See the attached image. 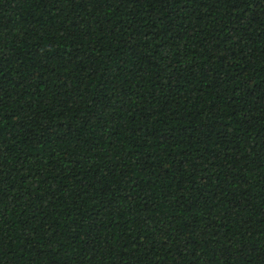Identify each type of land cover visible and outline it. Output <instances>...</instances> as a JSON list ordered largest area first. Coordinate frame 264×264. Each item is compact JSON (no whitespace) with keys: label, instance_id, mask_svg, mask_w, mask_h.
<instances>
[{"label":"trees","instance_id":"trees-1","mask_svg":"<svg viewBox=\"0 0 264 264\" xmlns=\"http://www.w3.org/2000/svg\"><path fill=\"white\" fill-rule=\"evenodd\" d=\"M0 264H264V0H0Z\"/></svg>","mask_w":264,"mask_h":264}]
</instances>
